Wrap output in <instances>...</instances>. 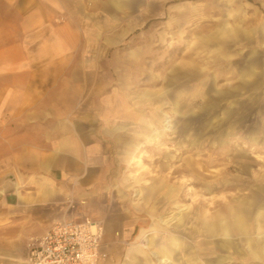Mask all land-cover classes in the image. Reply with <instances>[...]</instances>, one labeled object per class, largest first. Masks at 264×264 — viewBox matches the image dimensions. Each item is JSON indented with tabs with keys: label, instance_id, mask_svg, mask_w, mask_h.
<instances>
[{
	"label": "rangeland",
	"instance_id": "obj_1",
	"mask_svg": "<svg viewBox=\"0 0 264 264\" xmlns=\"http://www.w3.org/2000/svg\"><path fill=\"white\" fill-rule=\"evenodd\" d=\"M124 3V12L134 14L114 18L106 34L113 38L109 48L100 34L88 31L89 17H77L85 30L82 40L93 46L82 55L95 60L97 86H104L98 121L120 125L128 142L119 171L114 155L104 194L108 209L123 212L127 229L135 225L153 232L154 244L146 248L151 264H158L152 253L157 243L175 232L174 223L164 220L182 204H190L192 213L185 226L196 224L188 236L181 231L189 244L205 248L202 264H264L247 254V240L260 238L255 213L262 210L255 201L264 199V0ZM119 23L130 28L122 38ZM162 185L178 189V208L163 195ZM149 186L145 198L139 190ZM206 210L222 215L226 235H211L194 219ZM237 216L241 230L234 224ZM86 217L105 231L104 220L90 215L77 220ZM136 243L140 239L134 236L115 241L103 264H125ZM142 261L138 256L135 263Z\"/></svg>",
	"mask_w": 264,
	"mask_h": 264
},
{
	"label": "crops",
	"instance_id": "obj_2",
	"mask_svg": "<svg viewBox=\"0 0 264 264\" xmlns=\"http://www.w3.org/2000/svg\"><path fill=\"white\" fill-rule=\"evenodd\" d=\"M125 1L129 0H0V264H27L32 238L54 223L84 215L105 221L102 252L134 236L140 243L128 249L125 264H136L138 256L144 257L140 264H151L146 248L154 244L153 232L135 225L127 229L123 212L108 209L104 196L114 174V155L119 157V171L122 147L128 142L120 125L98 121L104 86H97L95 60L82 55L92 45L82 40L85 30L77 20L89 17L88 31L102 36L103 47H112L113 38L106 34L112 32L114 18L134 14L124 12ZM120 23L116 25L122 38L130 28ZM261 29L264 37V22ZM253 64L247 65L250 73ZM220 94L223 99L232 93ZM7 174L14 177L13 184L4 182ZM152 188L139 193L146 192L148 198ZM161 188L178 208V189ZM216 195L210 196L211 202ZM255 204L262 210L255 213L260 238L255 243L247 240V254L264 263V199ZM181 207L164 220L174 223L175 232L163 237L152 252L158 264H202L205 248L189 244L183 236L196 224L192 220L190 228L185 226L192 215L190 204ZM221 216H209L206 210L194 219L201 220L205 232L226 235ZM242 222L235 217L238 230Z\"/></svg>",
	"mask_w": 264,
	"mask_h": 264
},
{
	"label": "built area",
	"instance_id": "obj_3",
	"mask_svg": "<svg viewBox=\"0 0 264 264\" xmlns=\"http://www.w3.org/2000/svg\"><path fill=\"white\" fill-rule=\"evenodd\" d=\"M102 224L86 217L51 225L28 244L27 264H99L106 257Z\"/></svg>",
	"mask_w": 264,
	"mask_h": 264
},
{
	"label": "water",
	"instance_id": "obj_4",
	"mask_svg": "<svg viewBox=\"0 0 264 264\" xmlns=\"http://www.w3.org/2000/svg\"><path fill=\"white\" fill-rule=\"evenodd\" d=\"M4 182L6 184H13L14 183V177L11 175V174H7L5 177H4Z\"/></svg>",
	"mask_w": 264,
	"mask_h": 264
}]
</instances>
